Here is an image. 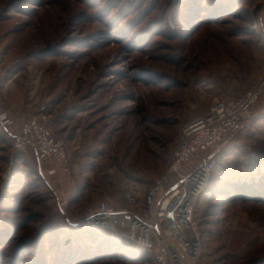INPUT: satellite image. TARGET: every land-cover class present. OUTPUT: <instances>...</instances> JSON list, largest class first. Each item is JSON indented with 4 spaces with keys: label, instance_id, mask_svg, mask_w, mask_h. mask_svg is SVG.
Wrapping results in <instances>:
<instances>
[{
    "label": "rangeland",
    "instance_id": "374dc122",
    "mask_svg": "<svg viewBox=\"0 0 264 264\" xmlns=\"http://www.w3.org/2000/svg\"><path fill=\"white\" fill-rule=\"evenodd\" d=\"M263 79L264 0H0V115L14 121H0V264H155L84 214L107 197L143 203L182 129ZM40 114L70 172L15 147ZM204 156L200 264H264V94L238 134L183 170ZM233 183L261 194L234 200Z\"/></svg>",
    "mask_w": 264,
    "mask_h": 264
},
{
    "label": "built area",
    "instance_id": "2783aa9c",
    "mask_svg": "<svg viewBox=\"0 0 264 264\" xmlns=\"http://www.w3.org/2000/svg\"><path fill=\"white\" fill-rule=\"evenodd\" d=\"M263 94L264 79L237 98L215 100L205 116L182 129L169 165L143 203L136 195L127 194V206L117 207L114 198L107 197L87 210L84 222L151 253L155 264H200V225L195 206L199 196L207 195L214 162L211 156H204L192 169L184 171L183 167L196 154L217 148L238 134ZM0 121L8 126L14 123L7 113L0 115ZM14 139L18 150L34 152L39 166L51 161L58 169L70 172L64 142L50 128L46 115L24 122ZM57 168L48 170V175L56 174ZM174 175L178 179L171 184Z\"/></svg>",
    "mask_w": 264,
    "mask_h": 264
},
{
    "label": "trees",
    "instance_id": "16d2710c",
    "mask_svg": "<svg viewBox=\"0 0 264 264\" xmlns=\"http://www.w3.org/2000/svg\"><path fill=\"white\" fill-rule=\"evenodd\" d=\"M241 96V95H240ZM239 97V96H238ZM237 98V97H236ZM155 182V181H154ZM154 182L152 183V185L154 184ZM152 185L150 186V188L152 187ZM233 191L231 192V197L232 199H242V200H245V199H252L254 198V196H257L261 193H258V192H255L254 190H248L246 191V189L248 188L249 185L247 184H243L242 186H240V184H237V183H233ZM263 195V194H262ZM94 233V232H92ZM92 233H89V232H86V238L91 240V242H94V240L97 241V236H99V238H103L105 243H109L108 239L107 238L108 236L114 240V244L112 242H110V245L113 247V248H116L117 245L120 243L122 245L121 250L125 251L127 247H130L132 248V250H130L129 254H131V258L134 259H137V261H148V260H153V257H148L146 258L145 255L148 256V254H150L149 252L143 250V249H140V248H137V247H134V246H129V244L125 243V242H121V240L117 237H115L113 234L107 232V237L105 236H102V235H99V232L98 233H95V234H92ZM93 240V241H92Z\"/></svg>",
    "mask_w": 264,
    "mask_h": 264
}]
</instances>
